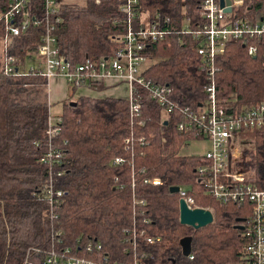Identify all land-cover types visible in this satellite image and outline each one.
I'll use <instances>...</instances> for the list:
<instances>
[{"label":"trees","instance_id":"trees-1","mask_svg":"<svg viewBox=\"0 0 264 264\" xmlns=\"http://www.w3.org/2000/svg\"><path fill=\"white\" fill-rule=\"evenodd\" d=\"M197 1L138 0L149 19L168 30L162 41L145 50L152 61L144 77L167 85L173 97L190 108L203 103L208 84L218 98L239 105L264 101V35L251 41L257 47L254 57L247 54V43L227 44L214 58L208 76L190 35L179 32L185 20L189 27L198 23ZM6 2L0 0V10ZM119 3L69 0L61 4V21L55 28L59 52L70 63L110 56L120 46L124 31L122 24L113 22L122 19ZM243 3L251 7L247 17L255 11L264 16V0ZM41 30L28 28L11 37L8 54L23 55L39 41ZM41 81L16 79L0 71V264H46L50 248L67 247L75 255L88 256L83 247L88 242H97L108 258L126 261L132 252L131 230L134 252L144 254L148 264L237 260L242 240L234 225L247 217L249 203L223 204L206 193L194 170L196 155L177 153L187 135L176 130V117L165 116L163 124L161 109L144 93L139 116L132 123L125 99L70 94L61 102L58 131L48 137V105ZM22 94L25 102L19 100ZM246 135L251 146L242 151L237 164L248 182L264 188V129ZM56 150L59 158L41 160ZM116 156L122 160L114 162ZM152 178L158 182L152 183ZM48 184L62 191L52 205L46 199ZM171 185H184L194 203L211 210L212 222L197 229L180 224L178 196L169 192ZM184 235L191 236L192 258L180 253L178 240ZM147 237L154 241L147 242Z\"/></svg>","mask_w":264,"mask_h":264},{"label":"built area","instance_id":"built-area-1","mask_svg":"<svg viewBox=\"0 0 264 264\" xmlns=\"http://www.w3.org/2000/svg\"><path fill=\"white\" fill-rule=\"evenodd\" d=\"M69 0H7L0 10V71L2 75L12 78L29 77L41 79V86L47 99L46 134L53 136L59 129L60 117L50 114L48 100L49 81L58 78L72 88L100 85L105 87L107 81L121 82L126 85L129 122L135 121L140 113L141 95L146 94L161 109L164 117L173 115L178 119L175 128L187 135L185 143L190 140H206L207 149L202 154H195L197 164L194 168L206 193L213 199L225 204L249 203V213L240 225L242 243L238 249L237 260L232 264H264V188L246 180L244 172L239 169L234 158L238 151V137L253 130L264 129V101L239 105L217 97L214 86L204 88L205 99L196 108L180 104L174 98L171 88L146 79L143 72L151 57L145 53L147 47L156 41H162L168 30L160 27L158 21L150 20L147 13L138 6V0H120L118 10L122 14L123 26L121 44L110 56L95 59L84 58L77 63H70L58 50L55 28L61 21L58 9ZM38 4V6H37ZM39 7V8H38ZM229 7V12L224 8ZM251 7L244 6L243 0H229V5L222 7L219 0H198L196 10L198 23L193 27L185 20L179 31L190 35L195 44L202 69L208 76L213 72L214 58L220 55L227 44L241 42L246 52L255 56L257 47L251 43L259 41L264 35V16L255 11L253 17L246 16ZM166 20V19H165ZM42 27L39 41L23 55L8 54L9 39L19 36L28 28ZM264 62V60H263ZM141 124V123H140ZM130 137L125 139L127 142ZM183 144V145H184ZM247 149V148H244ZM242 153V150H241ZM41 160L49 161L60 157L59 151H49ZM120 162L121 157H114ZM157 183V178L150 179ZM177 196L192 208L198 207L184 185H177ZM47 202L52 205L62 191L53 190L48 184ZM202 207V206H200ZM207 208V207H206ZM209 209V208H208ZM210 210V209H209ZM127 231V230H126ZM131 256L126 261L112 260L100 251L97 242H88L83 247L88 256L75 255L65 247L61 250L50 248L45 255L46 264H148L145 255L137 256L134 252V230L130 232ZM157 239V238H156ZM147 242L154 238L147 237ZM99 252L98 257L91 255ZM187 257L192 258L189 253Z\"/></svg>","mask_w":264,"mask_h":264},{"label":"rangeland","instance_id":"rangeland-1","mask_svg":"<svg viewBox=\"0 0 264 264\" xmlns=\"http://www.w3.org/2000/svg\"><path fill=\"white\" fill-rule=\"evenodd\" d=\"M151 61H152V58L149 62L151 63ZM40 87L42 88V93L44 94L43 87L42 86ZM49 89L50 90L48 93V100L50 102L49 111L51 115H56L60 112L61 102L64 101L68 96L72 95L71 97H75L79 94L78 89L67 86L63 80L58 79V78H54L49 81ZM100 90L101 92H98L97 94L104 96L105 93L102 91H105V90L104 89H100ZM19 100L22 102H25L26 96L22 94L19 97ZM238 138L239 140H238L237 156L234 157L237 159L236 161H238L243 156V154L241 153V150L243 151L245 150L244 148H250L251 146V138L248 135H242L241 137H238ZM207 147H208V142L206 140H201V139L200 140H190L188 143L180 146L177 153L179 154H202L207 149Z\"/></svg>","mask_w":264,"mask_h":264},{"label":"water","instance_id":"water-1","mask_svg":"<svg viewBox=\"0 0 264 264\" xmlns=\"http://www.w3.org/2000/svg\"><path fill=\"white\" fill-rule=\"evenodd\" d=\"M226 4V6L229 5V0H219L220 7L223 6V4ZM230 8L226 7L224 8V12H229ZM71 104H74V102H71ZM163 124H166V121L164 120L162 122ZM169 192H177L178 186L177 185H171L169 186ZM177 210H178V222L180 224L188 225L194 229L203 227L210 222H212L213 216L212 212L206 208V207H188L184 200L182 198L177 199ZM236 220H239L237 218ZM235 228L241 229L242 225L235 224ZM190 242H191V236L190 235H184L179 238L178 244L180 246V253L183 256H187L190 253Z\"/></svg>","mask_w":264,"mask_h":264},{"label":"crops","instance_id":"crops-1","mask_svg":"<svg viewBox=\"0 0 264 264\" xmlns=\"http://www.w3.org/2000/svg\"><path fill=\"white\" fill-rule=\"evenodd\" d=\"M77 89L79 90V94L77 96H89V97H98V98L113 97V98L125 99L126 93H127V88L124 83L114 82L112 80L107 81L106 86L102 88L105 90V91H102L105 93L104 96L97 94L98 92H101V90H95V89L86 88V87H81Z\"/></svg>","mask_w":264,"mask_h":264}]
</instances>
